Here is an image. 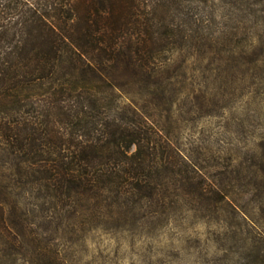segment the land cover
<instances>
[{"label":"trees","instance_id":"obj_1","mask_svg":"<svg viewBox=\"0 0 264 264\" xmlns=\"http://www.w3.org/2000/svg\"><path fill=\"white\" fill-rule=\"evenodd\" d=\"M182 5L0 0V133L21 178L6 188L37 184L53 214L139 208L144 218L178 209L192 197L207 207L226 203L236 217H247L222 183L209 187L196 165H180L150 113L115 106L122 98L116 90L166 96L172 84L160 78L166 53L218 44L200 36L199 21L186 20ZM65 54L73 62L71 77L43 94L24 96L22 91L53 80ZM42 97L45 105L38 103ZM238 185L242 194L264 193V168L252 184ZM7 203L0 199V219ZM246 250L249 264H264V247Z\"/></svg>","mask_w":264,"mask_h":264},{"label":"rangeland","instance_id":"obj_2","mask_svg":"<svg viewBox=\"0 0 264 264\" xmlns=\"http://www.w3.org/2000/svg\"><path fill=\"white\" fill-rule=\"evenodd\" d=\"M182 2L185 19L199 21L200 36L218 44L166 53L160 74L164 85L172 83L166 96L116 90L122 98L115 106L150 113L180 165H196L209 187L222 183L247 217H236L226 203L207 207L192 197L144 218L139 208L50 213L37 184L6 188L21 178L0 133V199L8 200L0 219V264H249L246 249L264 247V193L238 191L264 168V0ZM72 72L65 54L53 80L23 95L43 94ZM43 99L38 103L45 105Z\"/></svg>","mask_w":264,"mask_h":264}]
</instances>
